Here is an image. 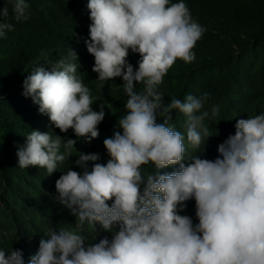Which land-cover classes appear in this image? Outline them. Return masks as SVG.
<instances>
[{"label": "clouds", "instance_id": "1", "mask_svg": "<svg viewBox=\"0 0 264 264\" xmlns=\"http://www.w3.org/2000/svg\"><path fill=\"white\" fill-rule=\"evenodd\" d=\"M9 2L17 22L29 19L28 0ZM86 8L92 71L101 87L120 78L123 115L103 141L106 162L77 151L81 171L71 166L55 181L53 199L74 221L49 228L27 264H264V112L236 120L214 160L186 155L214 136L205 121L220 106L205 107L207 92L166 103L159 86L178 59H195L205 28L184 0H87ZM8 16V7L0 8V38L14 29ZM130 52L139 55L136 67ZM75 58L72 51L71 59L37 64L22 82V94L51 126L76 138L32 129L17 148L22 169L50 176L78 140L100 135L105 106L93 109ZM174 112L185 117L184 132L171 123ZM168 167L174 170L161 171ZM192 200L196 223L181 214ZM102 232L111 238L98 239ZM0 264H25L22 250L0 248Z\"/></svg>", "mask_w": 264, "mask_h": 264}, {"label": "trees", "instance_id": "2", "mask_svg": "<svg viewBox=\"0 0 264 264\" xmlns=\"http://www.w3.org/2000/svg\"><path fill=\"white\" fill-rule=\"evenodd\" d=\"M184 2L192 19L205 32L193 48L195 59L190 63L178 59L159 87L166 103L172 97L183 100L189 93L207 92L209 101L205 107L220 106L219 115L205 121L214 136L199 149L189 148L186 154L214 160L218 144L234 134L236 120L264 112V0ZM28 3L29 19L17 22L9 0H0V8L9 9L7 22L14 25L12 31L0 38V248L21 249L25 264L38 250L39 241L49 228L73 223L68 210L53 199L55 181L71 166L81 171L74 164L78 152L100 153V162L107 161L103 141L113 135V126L123 115L126 99L120 78L104 82L101 87L92 71L94 57L83 43L91 23L87 0H28ZM72 51L78 57L72 62L80 63L78 74L91 91L93 109L98 111L101 103L105 106V119L98 125L100 135L91 142L78 140L69 150L72 155L69 160L59 164L57 172L50 176L42 168L22 169L16 152L32 129L52 130L57 135L76 139L71 130L65 134L54 129L31 98L22 94V82L35 65L48 66L61 59H71ZM128 60L136 67L139 55L130 52ZM184 120L183 114L174 112L171 123L184 132ZM144 168L153 170L152 165ZM173 170L168 167L161 171ZM181 214L198 222L194 200L187 202V209ZM85 235L91 237L87 226ZM103 236L111 238V234L102 232L98 239Z\"/></svg>", "mask_w": 264, "mask_h": 264}]
</instances>
